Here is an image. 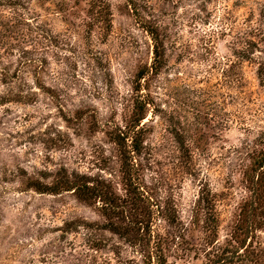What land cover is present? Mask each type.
I'll return each instance as SVG.
<instances>
[{
  "label": "rangeland",
  "instance_id": "1",
  "mask_svg": "<svg viewBox=\"0 0 264 264\" xmlns=\"http://www.w3.org/2000/svg\"><path fill=\"white\" fill-rule=\"evenodd\" d=\"M263 150L264 0H0V264H211Z\"/></svg>",
  "mask_w": 264,
  "mask_h": 264
},
{
  "label": "trees",
  "instance_id": "2",
  "mask_svg": "<svg viewBox=\"0 0 264 264\" xmlns=\"http://www.w3.org/2000/svg\"><path fill=\"white\" fill-rule=\"evenodd\" d=\"M149 34L152 35L154 40V32L148 30ZM161 55L159 54V46L157 43L154 45V64L152 65V74L159 72L160 64L159 60ZM146 74V72H140L138 74V81ZM136 84V91L139 90V82ZM139 93V92H137ZM147 103L142 99L141 96L138 97L137 101L134 103V112L132 114L130 125L128 126V132H119L114 137H112L115 144L120 148L121 155H128V151L125 149L126 138L130 132H133V138L131 140V149L134 153H140L142 146L141 139V129L138 128L139 124L145 117V108ZM253 169L251 170V176L257 177V180H252V198L248 205L242 209L241 215L243 218V223L245 224L246 231L252 232H243L244 238L233 242L238 243V245H232L231 241L227 243L223 248L218 249L215 252H211L209 257H211V264H264V249H253L249 244L245 246L246 239L258 230H264V150L258 154L253 159ZM41 190V193H57L60 190L64 191H74L75 194L79 196L80 199L90 200L92 197L98 196L100 193L96 189L88 188L86 185L79 186L77 183L69 181H57L51 187H48L47 190ZM100 199L104 200L105 207L110 209L116 208L117 204L112 202L107 196H100ZM135 222L134 224H136ZM116 229V228H114ZM119 229V228H118ZM117 231V229L115 230ZM208 264V263H206Z\"/></svg>",
  "mask_w": 264,
  "mask_h": 264
}]
</instances>
